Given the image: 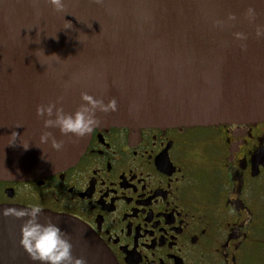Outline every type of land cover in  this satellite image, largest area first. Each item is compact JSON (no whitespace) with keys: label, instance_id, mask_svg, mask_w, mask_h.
Masks as SVG:
<instances>
[{"label":"water","instance_id":"1","mask_svg":"<svg viewBox=\"0 0 264 264\" xmlns=\"http://www.w3.org/2000/svg\"><path fill=\"white\" fill-rule=\"evenodd\" d=\"M257 26H264V0H64L63 11L47 0H0V181H35L69 168L95 129L264 122ZM235 32L247 39H234ZM82 92L114 99L115 110L97 111L98 125L83 137L44 128L37 106L59 101L71 113ZM45 131L62 142L60 150L41 140ZM24 219L0 215V264H40L20 246ZM48 219L85 264H117L82 221L42 211L39 221Z\"/></svg>","mask_w":264,"mask_h":264},{"label":"flooded vegetation","instance_id":"2","mask_svg":"<svg viewBox=\"0 0 264 264\" xmlns=\"http://www.w3.org/2000/svg\"><path fill=\"white\" fill-rule=\"evenodd\" d=\"M85 223L117 264H264V122L95 129L76 164L0 181V206Z\"/></svg>","mask_w":264,"mask_h":264},{"label":"clouds","instance_id":"3","mask_svg":"<svg viewBox=\"0 0 264 264\" xmlns=\"http://www.w3.org/2000/svg\"><path fill=\"white\" fill-rule=\"evenodd\" d=\"M47 2L56 11H63L64 0H47ZM245 15L252 18L255 15L254 9L248 8ZM235 19V15H228V20L234 21ZM68 26L72 25L66 21V28ZM256 36L264 38V26L256 27ZM233 37L238 41L247 39L242 32L233 33ZM80 99L82 102L74 112H65L57 101L37 106L36 115L46 117L44 119L45 129L57 128L61 135L71 134L83 137L90 134L98 125L97 111L107 113L114 111L116 107L114 99L105 103L103 99L96 98L87 92H82ZM41 140L50 141L52 148L56 150L62 148V142L57 140L50 131H45L41 135ZM41 214L42 208L39 204H31L24 209L5 208L0 211V215L3 216L26 218L21 225L19 243L33 261H38L40 264H85L82 258L73 255L72 243L57 224L51 219L45 223L39 221Z\"/></svg>","mask_w":264,"mask_h":264}]
</instances>
